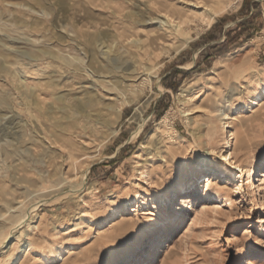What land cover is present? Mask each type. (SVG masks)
Here are the masks:
<instances>
[{"label": "rangeland", "instance_id": "374dc122", "mask_svg": "<svg viewBox=\"0 0 264 264\" xmlns=\"http://www.w3.org/2000/svg\"><path fill=\"white\" fill-rule=\"evenodd\" d=\"M223 1L231 2L225 8ZM183 2L0 0V231L8 232L33 205L38 208L15 232L19 236L11 253L7 244L0 245L3 264L23 255L24 241L33 242V249L22 264H264V187L259 199L253 190L264 170V0H252L244 12L245 0H198V8ZM254 2L261 14L251 28L253 37L232 51L218 53V48L200 57L255 12ZM172 3L186 10L175 14L181 28L164 26L165 36L150 47V56L140 66L148 74L139 70L125 87L121 75L139 66V48L113 37L109 24L139 20L134 38H141L139 43L155 39L150 30L160 23L140 20L151 21L150 15L159 14L151 10ZM218 21L224 25L222 37L206 43L204 36ZM101 31H106L105 43L94 42ZM220 58L227 65L216 75ZM66 61L88 70L83 86L41 93L51 79L67 75ZM248 64L253 69L235 78ZM176 68L189 75L174 77L182 78L174 90L166 82ZM137 88L135 101L124 105L114 133L104 140L106 128L95 121L96 113L110 101L120 104ZM258 92L263 100L256 103ZM61 95L65 101H56ZM91 96L98 99L97 106L83 116L71 107L79 102L76 98ZM165 115L168 123L160 143L143 147ZM226 121L234 127H225ZM75 125L89 126L84 132L94 134L74 151L78 160L69 157L67 146ZM92 128L100 130L94 133ZM242 138L243 150L236 149ZM229 141L242 165L233 173L221 160ZM153 168L155 176L149 175ZM212 169L218 170V180L206 189V182L200 184L204 177H197ZM187 178V186L194 185L187 188L192 192L189 207L176 210L183 207L179 186ZM228 181L231 189L225 188ZM241 186L238 195L234 190ZM215 190L224 202L206 196ZM252 204L254 212L249 211ZM115 211L133 225H113ZM106 219L109 224L104 226ZM141 256L145 259L139 263Z\"/></svg>", "mask_w": 264, "mask_h": 264}, {"label": "bare ground", "instance_id": "6f19581e", "mask_svg": "<svg viewBox=\"0 0 264 264\" xmlns=\"http://www.w3.org/2000/svg\"><path fill=\"white\" fill-rule=\"evenodd\" d=\"M229 2H231V1H227V2L223 1V4H224V7L225 8L228 7ZM183 3H186L187 5L193 6V8L202 7V4H200L198 2V0L197 1L185 0V2H183ZM207 10H208V8H207ZM151 12H158L159 14H157V15H150L151 21H148L147 19L146 20L145 19H142V20H140V23H142V24L160 23L157 26L156 29L155 28L154 29L151 28V30H150L151 32H155L157 34V37L155 39L153 38V39H150V40H147V41L142 40V43H139L141 41V38L140 39L134 38V37H137V35H138V32H136V29L138 28V26L135 25V23L139 22V20H137L136 22H133L131 24L130 23L128 24V22H126V21H120L118 23H111V24H109V27L108 28H111V29H113L115 31V34L113 33V37H118L119 36V39H121V40L124 39L126 42H130V45H129L130 48H132L133 46H134L133 48H135V46L139 48V51L137 53L138 54V58H139V66L136 67V68H134L131 72L125 73L127 76H125V75L122 76L121 75V77H123L122 80H121V82L122 83L125 82V87L128 86V85H126L127 80H129V78L132 79L133 76L136 77L137 76V73L140 72L139 70L142 71V74L143 75L144 74H148V73H145V71L143 70V68H141L140 66L142 64H144V60L148 56H150V50H149L150 47L153 46V44L156 42V40L158 38H162V37L165 36L164 35L165 34V31H163L165 25H170V26L173 25V26L179 27V29L181 28L182 22L180 21L181 24L178 21L176 22L175 14L176 13H178V14L181 13L182 14L183 12H186V10H184L181 7H179L177 5V3H172L169 6H167V8L165 6L164 7L162 6V7L156 8L154 11L151 10ZM188 15H189V13H188ZM161 18H163V19H161ZM156 19H158V20L155 21ZM212 23H213V19L209 21L208 27H210L212 25ZM105 32L104 31H101L99 34H97L96 38L94 39V42L97 41V40H102V43H105L106 40H103V38L106 37V33ZM45 53H49V55L52 56V53L49 52V51H47ZM93 58H96L95 57V53L93 54ZM94 62L95 61L93 59L92 63H94ZM226 63H227V61L225 60V58L218 59L217 62H216V64H215V69H214L213 73H215L216 75H220L222 73V71H224V68L227 65ZM63 64H64L63 65V68L66 70V73H67V75L65 76V77H67V79L65 77L64 78H61V79H56V78L51 79V81L49 83H47V85L43 89H40L41 90V93L52 94L53 95V94H56V90H57V88L59 86L70 87V88H73V89L76 88L77 86H83V81L85 79H87L88 76H89L88 75V70L84 71L85 69L83 70L80 67H76V66L73 67L71 65V63H69V62L63 63ZM250 69H253V66L251 64H248L246 67L239 68L238 71H237V73H235V76H236L235 78H237V77L240 78L241 75H244L246 72L250 71ZM241 87H243V86H241ZM262 88H264V85H263ZM133 91H134L133 92L134 95H131V96H128V97H124L120 101L118 100L120 102V104H117L116 102L110 101L109 103L105 104V107L104 108H105V110L107 109L106 112L103 111L104 108H101L102 107L101 106L100 107L101 108L100 111L96 113L97 114L96 115L97 117L94 118L95 121L96 122H99L102 125V127H105L106 128L105 132L103 133L104 134V137H103L104 140H106L112 133H114V125L117 122L116 118H119L120 117V114H121V111H122V108L124 107V105L125 104H131L132 102H134L135 99H136V97H137V95L139 94V91L140 90L137 88V89H135ZM186 91H187L186 88H184L183 91L181 92V94L184 93V92H186ZM106 96H108V95L106 94ZM262 96H263V93L262 92H258L257 95L254 97L253 101H255L257 103V101L263 100ZM233 97L234 96H232L231 99H233ZM55 99H56V101H65V97L62 96V95L56 97ZM76 99L79 102L73 104L71 107L72 108L76 107V112H78L81 116H83L84 112L88 108H91L92 107L91 109H93V108L95 109V107L97 106V103H98L97 102L98 99H96L95 97H92V96L91 97H87V98L83 99L82 101L79 100V98H76ZM112 99L113 98H111V100ZM147 104L148 103H145L144 105L140 106L138 108V112H142L146 108ZM246 107H249L248 104H246ZM91 119H93V118H91ZM167 119H168V115H165L164 118H163V120L161 121L159 127L149 136V138L147 139V141L144 143L143 147H147V146H151V145H155L156 146V144L160 143L159 142V140H160L159 137H161V139L163 138L162 137L164 135V133H163V127H164V125H166L168 123L167 122L168 121ZM190 119H192L193 122H196L195 117L190 118ZM85 125L82 126V127L77 126V125L72 126L71 129L73 130V128H74L76 130V132L70 130V132H71L70 133L71 135H70V138H69L70 139V143L67 146H69V149H70L69 150L70 151L69 157L71 159L78 160L79 156H77L74 151L78 149L79 145L82 144L83 141H87V139H84L85 137H91L92 135H94V134H91V132H86V133L84 132V130L86 128H89V126L87 127ZM225 125H226L225 127H227V128H233L234 127L232 121H226L225 122ZM99 130H100V128H98V129L97 128L96 129H93L92 128V132H94V133L95 132H99ZM214 131H215V127L209 129V133L211 135H214V133H215ZM192 134H194V136L196 135L194 132H192ZM230 135L232 136L231 139H234L235 138L234 132L232 130H230ZM239 141H238L239 142L238 148H236L234 146V143H232L231 141H229L228 142L229 143V145H228L229 149L226 151V153H223L221 155V160L223 161L224 164L227 165L226 167H230L232 173L236 169L238 170V169H241V167H242L241 163L238 161V159H236L235 154H234L235 153V148L236 149H240V150L241 149L243 150V148H244V143H245L244 142V139L242 138ZM35 144L38 145L37 143H35ZM253 169H254L253 167H252V169H248V172L252 174ZM85 175H87V171H86ZM149 175L155 176V175H157V171L153 168L149 172ZM213 176H216V177H213ZM218 176H219L218 175V170L217 169H212L211 173H208V174L205 173V174H203L201 176H198L197 179L200 178V177H204V179L200 182V184L203 183V182H206V189H208L211 184L216 183V182H213V180L214 179L215 180H218ZM188 183H189V179L188 178L187 179H183L180 182V186L179 187L181 188V194L179 195V198L182 199V204L181 205L183 207H178V208H176V210H183L184 207L185 208L186 207L187 208L189 207V203L190 202L188 200V196H189V194H192V192L190 190H188L187 188L190 187V186L191 187H194V185L190 184V186H187ZM230 185L231 184L228 181L225 188L231 189L232 186H230ZM252 185L253 186L256 185V182L253 183ZM263 187H264V170L262 171L259 185L257 187L256 186L253 187L255 198L257 197V199H259V195L261 194ZM241 189H244L243 186L237 187L236 190H234V191L237 192L238 195H240L242 193L241 192ZM206 196L208 198H211L212 196H216L221 202H224L225 201L223 199V197H222V194L220 192L216 191V190L213 191V192H208L206 194ZM171 200H172V197L171 196H166V201L171 202ZM261 203L264 205V201H262ZM36 206L37 205H33L30 209H28L25 212V214L21 218L18 219L17 224H15L11 229H9L8 232H6V231H0V245L1 246H6V244H7L6 248L8 250H10V253H11V250H12V248L14 246L15 241H16V240L14 241V239L18 238V236H19V235H15V232L19 228L23 227L24 224L30 219L31 210L32 209L33 210L38 209ZM249 207H250L249 211H251V212H254L255 211V208H254L255 206L253 204L250 205ZM145 213L152 214L154 212L148 211V212H145ZM114 219L115 220H114L113 225H115V226L118 225V226L121 227V225H122V227H131L133 225V222L130 221L125 216V214L121 213L120 211H115ZM108 224H109V222L107 221V219L104 220V224L103 225L105 226V225H108ZM26 234H28V232ZM32 243L33 242H27V241H24L23 242L22 248H21L22 251H23V255H20V256H17L16 258H14V261L12 262V264H22L23 263L24 259L29 255L30 251L33 249ZM173 247L174 246H171V248H173ZM145 254H146V256H149V253L148 252H145ZM3 258L0 257V264H3ZM144 259H145V257L144 256H141L139 258V260H140L139 263H142ZM7 262H8V260H7Z\"/></svg>", "mask_w": 264, "mask_h": 264}, {"label": "trees", "instance_id": "16d2710c", "mask_svg": "<svg viewBox=\"0 0 264 264\" xmlns=\"http://www.w3.org/2000/svg\"><path fill=\"white\" fill-rule=\"evenodd\" d=\"M251 1L252 0H245L244 5L242 6V9H241L243 12L245 10L249 11V9L251 7ZM252 5L255 7V12L248 19H245V20L237 23L234 27L228 29L226 31V40L224 42H221V43L211 44L210 46L205 48L204 51H202L200 57L201 56L203 57L205 52H207L209 50L212 51L213 49H218V48H220L218 50V53L232 51V50L238 48L244 42H246V40L253 37L254 33L251 31V28H252L254 21L257 18V16L261 14V10L259 8V3L254 2V3H252ZM221 21H224V20H221ZM223 33H224V25H223V23H220V21H218L213 25V27L208 32V34L206 36H204V39L207 40L206 43L214 41V40H220ZM242 36H245V37L242 38ZM240 39H241V41H240ZM230 44H231V47H228ZM211 54L212 53H209V55L212 58L213 56ZM210 62L211 61H209L208 64H210ZM179 74H181V76L183 78L184 77L186 78L189 75V71L176 68L172 72V75L167 77V79L170 81L168 83L166 82V86L169 88H172L174 90H177L182 78H180L179 80L176 81L174 79V77H176ZM166 107H167V105H164L163 107L160 106V111H159L158 115H161L162 110H165ZM129 147H130V145L123 147L122 150L116 156V158L114 160H112L111 162L117 161L120 154L123 151H125L126 149H128Z\"/></svg>", "mask_w": 264, "mask_h": 264}]
</instances>
